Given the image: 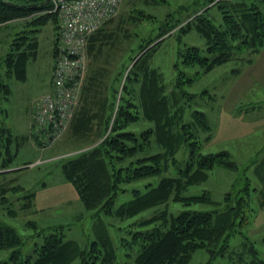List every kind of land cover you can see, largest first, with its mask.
Returning a JSON list of instances; mask_svg holds the SVG:
<instances>
[{"label":"trees","instance_id":"16d2710c","mask_svg":"<svg viewBox=\"0 0 264 264\" xmlns=\"http://www.w3.org/2000/svg\"><path fill=\"white\" fill-rule=\"evenodd\" d=\"M211 1L192 0L187 5L179 4L178 12L166 11L163 19L152 10L137 8L130 18L136 21L130 23L128 18L125 21L121 16L117 28L108 30V20L87 44L91 61L80 104L64 136L65 141H74L83 147L59 158L57 166L64 179L74 186L84 209L93 211V216L128 217L165 204L164 208L138 222L140 226L150 227L133 232L132 240L137 248L131 263L125 264H187L200 248L209 251L211 256L224 255L230 236L241 233L240 227L247 224L250 217L249 183L233 197L227 193V203L222 208L193 210L167 206L169 200L184 204L214 203L208 190L200 194L184 192L190 185L205 181L215 166L236 168L227 150L202 151L198 135L210 131L209 122L206 114L198 110H193L191 120L185 121L186 102L195 95L187 92L184 86L242 51L254 54L264 46V13L256 2L216 1L213 4L219 18L215 22L208 15ZM144 3L153 7L170 4L168 0H146ZM50 7L51 0H0V73L4 66L9 77L24 79L26 64L36 55V34L48 21L54 25L55 45L58 35L56 13L37 14ZM203 7V12H199ZM186 12H193L194 16L179 27L173 62L176 76L168 86L161 72L149 63V58L164 39L162 35L187 18ZM148 25L155 33L143 37L141 30ZM191 29L204 38L203 47L181 45L180 34ZM130 41L129 51L142 53L135 59V54L130 58L122 54V62L107 84L104 78L110 71L108 65L115 61V44ZM247 61L251 62L252 58ZM192 68L198 69L190 74L188 70ZM9 92V85L2 82L0 74V99ZM30 129L31 136L37 143H42L38 138L40 130L33 124ZM19 139L22 141L27 137L13 134L0 117V173L19 169H13L11 164L16 153L11 145ZM260 163L264 167V159ZM155 176L159 177L155 183H144L142 188L132 189V198L113 207L117 194L126 190L125 183ZM259 178L262 180L258 189L260 203L264 206V171ZM8 188L14 190L16 186L0 184V200L5 199L3 193ZM26 196H33V192ZM100 239L103 248L98 241H91L88 248H81L75 240L64 238L62 232L53 231L45 234L40 243H35L31 254L21 258L20 236L12 226L0 222V249H12L10 257L14 264H69L76 258L82 260V264H92L89 257L97 256L90 252L99 253L101 264H115L108 236L103 233ZM242 244L252 258L243 261L245 252L240 251L236 264H264L252 243L242 241ZM0 264L8 262L1 260Z\"/></svg>","mask_w":264,"mask_h":264},{"label":"rangeland","instance_id":"374dc122","mask_svg":"<svg viewBox=\"0 0 264 264\" xmlns=\"http://www.w3.org/2000/svg\"><path fill=\"white\" fill-rule=\"evenodd\" d=\"M168 1L170 2L169 6L153 7L146 6L144 3L146 0H121L116 14L108 23L106 22V28L108 30L117 28L121 16L125 21L128 18L130 23H133L132 21L136 20L130 18L137 8H143L146 11L152 10L157 13L159 19H163L162 16L166 11L178 12L179 4L187 5L192 2V0ZM216 1L219 0H212L208 4L212 5L208 15L215 22L219 18V12L213 4ZM249 1L256 2L264 13V0ZM204 9L205 7L201 8L199 12H203ZM44 11L53 12L50 7V9L37 12V14ZM192 13L186 12L187 18L162 35L164 39L149 58V63L161 72L163 81L168 86L172 84L171 82L176 76L173 62L178 47L179 27L194 16ZM133 29H135L134 26ZM151 32H154L153 28L148 25L143 27L141 35L146 37ZM36 35L38 40L36 55L33 59L28 60L24 79L9 77L5 73L4 66L0 73L2 82L7 83L10 89L9 94L0 99V117L3 125L9 127L13 134L19 137L28 136L29 107L31 106L32 109L34 101L50 91L52 68L57 54L55 49L52 58L53 42L55 41L52 21L45 23ZM180 35L181 45L204 46V38L194 29ZM129 43L131 44V41L115 44L113 52L115 61L108 65L110 71L104 78L107 84L115 73V69L122 62V54L129 55V58L135 54L134 51H129L131 46ZM134 43L135 41H133ZM87 44L79 98L74 115L80 104L88 63L91 61L87 52ZM141 53L135 54L134 59ZM248 58H252V61L248 62ZM196 69L198 68H192L188 72L193 74ZM184 89L195 95L189 103L186 102L185 121H190L191 112L198 110L206 114L209 122L210 131L205 134L199 132L198 135L202 141V151L227 150L231 159L235 161L236 168L228 169L221 165L215 166L209 171L205 181L190 185L184 192V194H200L203 190H208L214 203L184 204L169 200L167 206L193 210L222 208L227 203L225 199L227 193L231 197L235 196V193L246 183H249L251 188L249 189L251 201L248 223L240 227L241 233L230 236L227 252L224 255L211 256L209 251L200 248L192 254L187 264H236L240 251L245 252L242 254V260L247 262L252 258V255L244 250L242 241L249 245L252 243L257 251V257L264 259V206H261V194L258 191L262 184L259 177L264 171V167L260 163L264 159V47L254 54H250L246 50L242 51L230 61L200 74L190 85L186 84ZM72 119L67 123V127L60 136L49 145H44L39 141L37 143L32 136L29 139L22 141L19 139L12 143V149L16 152L11 163L14 165L12 168L19 169L0 173V184L7 187L16 186V189L8 188L3 193L5 199L0 200V222L12 226L20 236L22 240L21 258L31 254L35 243H40L45 234L53 231L62 232L64 238L75 240L81 248H88L91 241H98L99 246H102L100 237L105 233L113 247L115 264L131 263V258L137 248L136 242L132 240L133 232L150 227L140 226L138 222L161 210L165 204L153 206L133 216L101 215V219L93 216V211L84 209L74 186L64 179L61 169L57 166L59 158L74 154L80 150V147H83L74 141L69 142L64 139ZM38 138H41L40 134ZM177 155L179 156V153ZM24 162L30 163L24 164ZM158 178V176L147 177L125 183L126 190L117 194L113 207L116 208L132 198V189H140L148 182L155 183ZM31 192H33V196L25 197ZM11 250L0 249V261L14 264L10 257ZM91 253H95L97 257H89L88 260L92 261V264H101L99 253L90 252L89 254ZM69 264H82V260L76 258Z\"/></svg>","mask_w":264,"mask_h":264},{"label":"built area","instance_id":"2783aa9c","mask_svg":"<svg viewBox=\"0 0 264 264\" xmlns=\"http://www.w3.org/2000/svg\"><path fill=\"white\" fill-rule=\"evenodd\" d=\"M51 2L58 19L51 88L34 101L30 111V124L40 130L44 145L54 142L72 119L79 98L87 41L116 14L121 0Z\"/></svg>","mask_w":264,"mask_h":264},{"label":"crops","instance_id":"0c3cea01","mask_svg":"<svg viewBox=\"0 0 264 264\" xmlns=\"http://www.w3.org/2000/svg\"><path fill=\"white\" fill-rule=\"evenodd\" d=\"M263 47H264V46H263ZM263 47H262V48H263ZM259 51H260V50H259ZM259 51H258V52H259ZM258 52H257V53H258ZM52 58H53V52H52ZM52 63H53V62H52ZM50 87H51V86H50ZM30 109H31V106L29 107L28 115L30 114ZM29 116H30V115H29ZM27 133H28V136H27V135H24V136H26L28 139L31 138L30 124H29V126H28V131H27Z\"/></svg>","mask_w":264,"mask_h":264}]
</instances>
